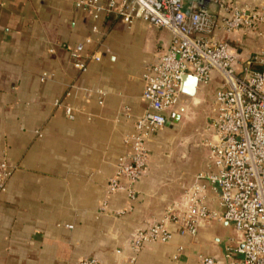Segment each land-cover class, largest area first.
Here are the masks:
<instances>
[{
  "label": "crops",
  "instance_id": "crops-1",
  "mask_svg": "<svg viewBox=\"0 0 264 264\" xmlns=\"http://www.w3.org/2000/svg\"><path fill=\"white\" fill-rule=\"evenodd\" d=\"M79 1L0 0V160L6 157L15 165L0 191V264H80L84 257L127 264L135 230L162 220L167 206L178 202L206 169L207 149L201 142L213 115L219 85L215 74L166 111V125L147 142L136 199L115 194L107 198L110 213L98 210L116 159L126 150L123 136L145 110L141 74L171 36L142 20L126 24L112 15L95 21ZM183 1L201 7L198 0ZM262 1L238 3L254 7ZM205 8L225 13L216 3ZM213 36L235 53L237 72L251 54L264 52V36L257 31H217ZM78 44L84 71L74 66L71 55ZM94 52L99 59L90 58ZM43 72L49 77L40 81ZM98 89L104 92L101 104ZM55 100L71 105L74 118H67ZM207 202L217 208L211 190ZM124 208L122 215L112 213ZM229 223L203 222L193 237L174 235L167 243H149L134 264H192L199 253L228 264L238 256H225L226 248L239 241L235 230L222 240L221 229ZM178 246L183 251L174 259Z\"/></svg>",
  "mask_w": 264,
  "mask_h": 264
},
{
  "label": "built area",
  "instance_id": "built-area-1",
  "mask_svg": "<svg viewBox=\"0 0 264 264\" xmlns=\"http://www.w3.org/2000/svg\"><path fill=\"white\" fill-rule=\"evenodd\" d=\"M203 1L220 4L225 13L199 7L196 2L185 6L183 0L79 1L95 21L112 15L126 24L142 20L165 28L171 36L164 52L141 74L145 110L135 118L132 131L123 136L126 150L117 157L114 173L106 181V197L98 207L101 213H110L107 198L112 195L122 194L128 201L136 199V184L146 170L147 142L166 125V111L179 102L182 77L193 75L196 89L209 84L213 74L219 81L212 102L213 115L201 142L207 149L206 169L196 174L178 202L167 206L162 220L135 230L128 242L132 253L125 257L127 264H134L136 254L145 245L167 243L174 235L193 237L199 225L208 221H226L234 226L238 245L228 246L225 256L238 257H231L228 264H264V52L251 54L237 72L235 53L226 41L213 36L217 31L231 33L239 29L264 36V1L254 7L240 5L239 0ZM92 30H97L95 24ZM85 41L90 42V38ZM81 51L82 45L78 44L71 55L74 66L84 71L87 66L79 59ZM90 58L99 59L100 55L94 52ZM48 77L43 72L39 79ZM103 94L101 89L96 90L99 104ZM54 105L62 106L67 118H74L71 105L58 100ZM14 168L6 157L0 160V191L5 190ZM207 190L216 196L217 208L209 207ZM125 211L124 208L112 213L118 216ZM182 251L183 247L178 246L173 258L178 259ZM80 264L99 262L94 257H84ZM192 264L220 262L199 253Z\"/></svg>",
  "mask_w": 264,
  "mask_h": 264
},
{
  "label": "water",
  "instance_id": "water-1",
  "mask_svg": "<svg viewBox=\"0 0 264 264\" xmlns=\"http://www.w3.org/2000/svg\"><path fill=\"white\" fill-rule=\"evenodd\" d=\"M200 2V5L202 8H204L207 5V1L198 0ZM197 86V80L193 75L186 74L182 77V85L181 90L183 93L187 95H194L196 91Z\"/></svg>",
  "mask_w": 264,
  "mask_h": 264
},
{
  "label": "rangeland",
  "instance_id": "rangeland-1",
  "mask_svg": "<svg viewBox=\"0 0 264 264\" xmlns=\"http://www.w3.org/2000/svg\"><path fill=\"white\" fill-rule=\"evenodd\" d=\"M220 234H223L224 236L222 237V240L223 239H226L228 237H231L232 235H234V226L229 223L228 225H226L225 227H222L221 229V233Z\"/></svg>",
  "mask_w": 264,
  "mask_h": 264
}]
</instances>
